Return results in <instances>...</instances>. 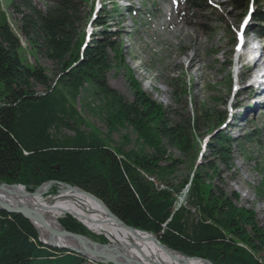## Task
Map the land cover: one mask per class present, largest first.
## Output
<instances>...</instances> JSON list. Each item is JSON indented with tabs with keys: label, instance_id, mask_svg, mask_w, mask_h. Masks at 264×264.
<instances>
[{
	"label": "trees",
	"instance_id": "trees-1",
	"mask_svg": "<svg viewBox=\"0 0 264 264\" xmlns=\"http://www.w3.org/2000/svg\"><path fill=\"white\" fill-rule=\"evenodd\" d=\"M78 2L52 0L40 9L32 0H11L14 13L20 16L19 32L41 58L53 64V78L42 67L21 60L19 38L0 9V182L20 184L29 191L49 181L67 183L96 196L126 225L154 234L181 255L214 264H264L259 258L264 251L263 229L251 212L232 203L235 195L231 198L213 184L218 163L227 164L232 145L241 144L239 137L220 129L226 124V101L215 96L212 105L194 103L189 110V87L177 77L168 83L176 109H163L136 85L133 100H126L106 80L112 67L124 61L121 34L108 26L118 16L116 2L105 0L107 5L95 11L92 21L99 28L98 37L89 42L76 27ZM251 3L231 0L235 10L249 14L255 22L245 28V34L264 37V6L258 2L247 12ZM180 4L183 16L207 32L213 30L205 25L206 13L214 10L207 0H180ZM222 78L224 84L212 87L228 93L231 75L227 72ZM78 96L85 108L89 99L99 100L93 112L106 118L108 131L130 126L151 150L115 149L95 129L81 130L73 104ZM182 105L186 114L178 111ZM202 128L210 134L204 142L209 158L198 163L195 140ZM166 147L188 159L191 175L177 183L184 161L168 155ZM182 195L197 216L179 204ZM58 222L68 231L108 242L69 215ZM0 264L98 263L42 244L26 218L0 210Z\"/></svg>",
	"mask_w": 264,
	"mask_h": 264
},
{
	"label": "rangeland",
	"instance_id": "rangeland-1",
	"mask_svg": "<svg viewBox=\"0 0 264 264\" xmlns=\"http://www.w3.org/2000/svg\"><path fill=\"white\" fill-rule=\"evenodd\" d=\"M51 1L32 0V3L44 9L45 5L50 4ZM78 1L76 27L84 40L89 42L93 37H98L99 28L93 25V15L101 6L107 4L105 0ZM128 1L132 8L129 13L124 8ZM128 1H116L115 9L118 11V16H113V20L108 23L109 31L118 30L121 34L118 39L121 40L124 58L123 63L119 65L115 62L116 65L107 73L108 85L128 101L133 100L134 85L139 86L140 92L145 97L167 111L171 108L176 109L171 94L172 88L168 85L173 77L184 81L189 87L190 95L187 97V101L190 102L187 106L189 110L193 109L194 103L198 106L203 103L212 105L211 102L215 96L225 100L228 114L226 124L220 129L232 138L239 137L241 144L240 146L235 143L232 145L227 164L218 163L219 170L213 184L229 197L234 198L233 195H235L237 199H232V203L239 209L251 212L254 222L264 231V84L261 82L264 55L260 56L258 65H255L260 64V68L254 71L251 53L256 43L260 44V42L253 33L243 34L245 28L255 22L251 21L249 14L235 10L231 6V0H207L210 7L214 9L206 13L208 21L205 25L207 28H213L209 32L183 16L180 0ZM258 2L264 6V0H252L247 12L254 10ZM0 9L7 15L10 26L19 38L21 60L30 66L42 67L46 75L53 78L55 76L53 64L41 58L30 42L19 32L20 16L14 13L11 0H0ZM213 19L220 20L221 24H216ZM225 28L230 30L231 34L233 33L234 45L230 44L233 38ZM227 72L231 75L229 92H217L219 88L214 89L212 86L217 82L224 84L225 79L222 77ZM254 79H260L261 83L258 87L252 85ZM36 90L42 91V88L37 86ZM90 100L87 102L89 109L82 105L80 96L73 103L78 115L76 122L81 130L89 132L90 129H95L100 135L106 136L109 139V146L115 149L146 151V153L151 150L148 145L143 146L144 141L137 137L136 131L130 126H115L108 131L106 118L93 112L94 107L99 106V100ZM233 105L234 110L229 111V106L231 108ZM183 106L178 108L180 114L188 112V110L185 112ZM200 133L201 136L198 135L195 140L198 148L197 155L199 154L195 161L205 163L209 157L208 152L205 151L204 142L210 134H207L203 128ZM166 153L174 159L184 161L174 183L191 175L187 158H183L177 151L168 147H166ZM62 186L57 183L52 184L42 200L48 203L53 202ZM23 188L25 189L24 186ZM25 191L33 192L26 189ZM178 201L185 206L186 210L189 209L192 215H198L197 210L188 205L185 195L179 197ZM65 215L69 214L59 215L58 221ZM73 218L90 233L104 236L107 243L116 241V238L106 236L104 232H94L77 218ZM83 236L99 243L86 235ZM170 252L188 257L175 251ZM259 258L264 262V251L259 253Z\"/></svg>",
	"mask_w": 264,
	"mask_h": 264
},
{
	"label": "bare ground",
	"instance_id": "bare-ground-1",
	"mask_svg": "<svg viewBox=\"0 0 264 264\" xmlns=\"http://www.w3.org/2000/svg\"><path fill=\"white\" fill-rule=\"evenodd\" d=\"M253 65H258V59ZM48 188L50 187L42 186L35 192H27L21 186H0V202L12 208L32 209L34 214L32 222L41 231L42 239L54 245H63L73 249L83 246L90 253L99 251L114 256L123 254L143 264H209L197 258H186L175 254L171 256L166 250L156 245V241L150 234L136 229L125 230L109 219L101 203L80 190L62 186L53 202H45L42 197ZM67 213L73 215L90 230L104 232L106 236L116 238L117 242H111L107 247H102L84 236L78 241L70 236L59 233L50 234L46 231V227L59 231L61 225L58 222V216ZM88 257L94 258L90 254Z\"/></svg>",
	"mask_w": 264,
	"mask_h": 264
},
{
	"label": "water",
	"instance_id": "water-1",
	"mask_svg": "<svg viewBox=\"0 0 264 264\" xmlns=\"http://www.w3.org/2000/svg\"><path fill=\"white\" fill-rule=\"evenodd\" d=\"M56 183L57 184H61V185H63L66 188L77 189V190L82 191L84 194L88 195L92 199H94V200L98 201L99 203H101L103 210L106 212V214L108 215L109 219L113 220L114 223L122 226L127 231L134 230V228H132L131 226L126 225L117 216H115L105 206V204L99 198H97L96 196L92 195L91 193H89V192H87L85 190H82V189L77 188V187H72V186H70L67 183H61V182H57V181H49V182L44 183V184L40 185L39 187H37L33 192H35L36 190H38L42 186L50 187L52 184H56ZM0 186H7V184H5V183L2 182V183H0ZM9 186H17L18 187V186H21V185L11 184ZM21 187H23V186H21ZM0 210L1 211H4L6 213H9V214H12V213L20 214L24 218H26L30 222V224L34 227V229L36 230L37 235H38L39 242H41L42 244H44V245H46L48 247H51V248H54V249H59V250H68V251H71L73 253H76V254H78L80 256H83V257L89 259V261H93V262L98 263V264H143L142 262H139L137 260H134L132 258H129V257L123 255V254H119V255H115L114 256V255H110L108 253H101L99 251H91V253H90V251L88 249H86L85 247H83V246H81V248H79V249H73V248H70V247H67V246H63V245H58V244H55L54 245V244H51L50 242H46V241H44L42 239V237H41L42 236L41 231L32 222V217L34 216L32 209H30V208L28 209L26 207H23V208H12V207L6 205L5 203H1L0 202ZM69 215L72 216V217H74L71 214H69ZM46 231L48 233H50V234L59 233L61 235L70 236V237H72V238H74V239H76L78 241L81 240V238L83 237V235H80V234H78L76 232L68 231L65 228H63L62 226H61V229L59 231H55V230H53L50 227H46ZM141 232H143V231H141ZM150 235L153 236L154 240L156 241V245L158 247L166 250L171 256L174 255L172 252H170L171 250L169 251V249L165 245H163L162 243L159 242L158 238L155 235H152V234H150ZM97 244L100 245V246H102V247H107L109 245V243H106V244L97 243ZM88 254L94 256V258L90 259L88 257ZM186 258H197V259L203 260L206 263L212 264L209 260L203 259V258H198V257H186Z\"/></svg>",
	"mask_w": 264,
	"mask_h": 264
}]
</instances>
